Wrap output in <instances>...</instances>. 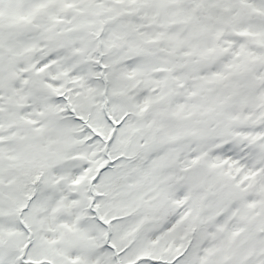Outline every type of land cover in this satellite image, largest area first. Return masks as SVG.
I'll return each instance as SVG.
<instances>
[{"label": "snow or ice", "instance_id": "6c2138e0", "mask_svg": "<svg viewBox=\"0 0 264 264\" xmlns=\"http://www.w3.org/2000/svg\"><path fill=\"white\" fill-rule=\"evenodd\" d=\"M0 264H264V0H0Z\"/></svg>", "mask_w": 264, "mask_h": 264}]
</instances>
